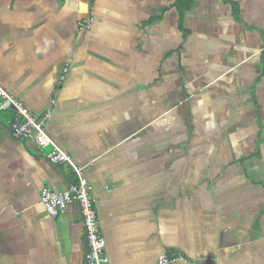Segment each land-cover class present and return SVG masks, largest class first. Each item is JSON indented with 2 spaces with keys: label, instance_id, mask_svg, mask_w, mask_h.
Listing matches in <instances>:
<instances>
[{
  "label": "crops",
  "instance_id": "crops-1",
  "mask_svg": "<svg viewBox=\"0 0 264 264\" xmlns=\"http://www.w3.org/2000/svg\"><path fill=\"white\" fill-rule=\"evenodd\" d=\"M0 0V84L85 168L111 264H264V0ZM90 23L82 28L81 23ZM0 110V264H86L77 182Z\"/></svg>",
  "mask_w": 264,
  "mask_h": 264
},
{
  "label": "built area",
  "instance_id": "built-area-1",
  "mask_svg": "<svg viewBox=\"0 0 264 264\" xmlns=\"http://www.w3.org/2000/svg\"><path fill=\"white\" fill-rule=\"evenodd\" d=\"M91 23V22H90ZM90 23H81L82 28H89ZM0 110L12 112L9 128L13 137L17 140H28L33 138L40 149L52 147L46 158L55 166H70L77 178L62 193L44 189L41 194V204L51 217L61 216L67 213L70 205L76 203L83 217L88 252L86 253V264H111L108 255L107 241L101 230V221L97 202L92 195V186L86 176L85 168L78 166L73 157L66 152L49 135L47 123L52 117L49 109L41 117L35 116L31 110L15 95L10 93L0 84ZM188 262L182 252L163 254L158 259V264H182Z\"/></svg>",
  "mask_w": 264,
  "mask_h": 264
},
{
  "label": "trees",
  "instance_id": "trees-1",
  "mask_svg": "<svg viewBox=\"0 0 264 264\" xmlns=\"http://www.w3.org/2000/svg\"><path fill=\"white\" fill-rule=\"evenodd\" d=\"M196 0H175L173 7L179 15V27L182 29L186 13L191 10Z\"/></svg>",
  "mask_w": 264,
  "mask_h": 264
}]
</instances>
